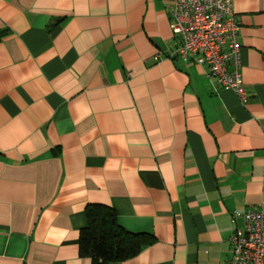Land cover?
Instances as JSON below:
<instances>
[{"label":"crops","instance_id":"obj_1","mask_svg":"<svg viewBox=\"0 0 264 264\" xmlns=\"http://www.w3.org/2000/svg\"><path fill=\"white\" fill-rule=\"evenodd\" d=\"M233 5L243 102L171 56L169 0H0V264H99L89 204L153 237L113 264H229L264 207V0Z\"/></svg>","mask_w":264,"mask_h":264},{"label":"built area","instance_id":"obj_2","mask_svg":"<svg viewBox=\"0 0 264 264\" xmlns=\"http://www.w3.org/2000/svg\"><path fill=\"white\" fill-rule=\"evenodd\" d=\"M171 29L178 47L173 58L206 66L210 77L246 100L241 74L240 25L233 0H169ZM244 226L238 225L239 220ZM229 264H264V207L236 211Z\"/></svg>","mask_w":264,"mask_h":264},{"label":"trees","instance_id":"obj_3","mask_svg":"<svg viewBox=\"0 0 264 264\" xmlns=\"http://www.w3.org/2000/svg\"><path fill=\"white\" fill-rule=\"evenodd\" d=\"M86 216L88 225L81 232L80 254L98 259L99 264L125 261L153 241V237L131 233L120 226L111 206L89 204Z\"/></svg>","mask_w":264,"mask_h":264}]
</instances>
